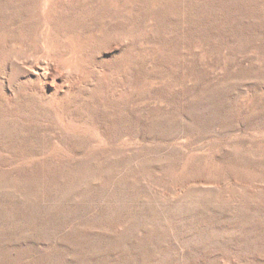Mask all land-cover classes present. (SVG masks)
Instances as JSON below:
<instances>
[{
	"label": "rangeland",
	"instance_id": "1",
	"mask_svg": "<svg viewBox=\"0 0 264 264\" xmlns=\"http://www.w3.org/2000/svg\"><path fill=\"white\" fill-rule=\"evenodd\" d=\"M0 264H264V0H0Z\"/></svg>",
	"mask_w": 264,
	"mask_h": 264
}]
</instances>
